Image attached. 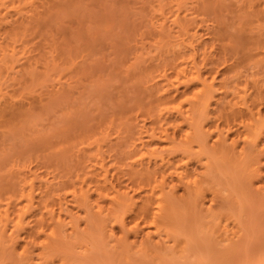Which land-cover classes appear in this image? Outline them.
Segmentation results:
<instances>
[{
    "label": "rangeland",
    "instance_id": "rangeland-1",
    "mask_svg": "<svg viewBox=\"0 0 264 264\" xmlns=\"http://www.w3.org/2000/svg\"><path fill=\"white\" fill-rule=\"evenodd\" d=\"M176 16L183 19L181 22L185 20L186 25L189 24L188 30L190 29L192 33L188 32L191 35L194 33L195 37L184 34L183 31L180 33L177 23L173 24V18L176 19ZM165 17L167 20L164 19ZM161 21H164L163 26L160 25ZM160 28L163 29V34L167 31L170 33L167 34L168 40L165 38L167 35L164 39L163 35H159ZM159 36L160 42H158ZM187 36L191 39L186 38ZM176 42H182V50L185 53L194 51L195 56L197 54L196 62L201 66L203 74L210 71L208 77L214 76L215 96L209 105V114L202 119L208 145L217 137V131L210 133L214 124L224 126L222 119L217 120L218 109H220L219 105H224L232 98V91L235 90V94L246 93L248 98L260 95L263 100L261 98L260 102H262L257 106L261 114L264 113V0H0V58L2 59H0V101L3 100L0 104L5 103L4 99H6L8 103L3 105L7 104L9 107L15 105L16 108L22 106L18 111L14 106L16 113H11L13 116L4 115L8 119L0 117L2 120L0 121V181L11 182L13 178L15 181L18 177L15 175L25 176L34 171V175L31 173L30 175H39L38 179H35L36 186L38 182H43V178L52 182L54 177H57L54 178L57 182L61 180L60 177L64 181L66 179V185L70 180L71 183L78 184L80 182L78 172L82 173L84 165L87 163L86 167L89 165L88 168L92 169L90 167L94 166L89 162L97 156L98 160L103 156V162L106 161L105 168L106 165L109 168L106 174L107 180L110 179L108 182L113 186L117 184L119 187L125 185L130 187L129 193L135 196L134 200L138 198L139 203L141 200L138 196L143 195L145 188L143 191L141 189L136 191V188H133V191L127 171L128 164L123 167L122 165L123 162L138 157L139 154L136 153L140 152L139 150L143 153L147 150L141 161L151 159L150 167L157 175L155 180L157 183L161 181L160 183L166 188L165 191L173 190L172 194L177 200L180 197L184 200L190 194L199 197H195L198 199L196 203L192 201L196 204H193V210L187 198L183 206L181 201L177 203H181L182 207L178 210L182 215L175 216L178 219L183 216L180 219L184 224H180L181 230L185 229L184 232L180 231L177 242L170 239L169 244L174 243L175 249H183L184 254H174L172 257L170 254L160 260L151 259L150 263L264 264V201L259 200L261 192L254 190L262 180L252 178L251 170L247 169L252 156L259 160L257 164L262 167L264 153L250 155L251 159H246L248 160L246 162H249L248 166L233 164L232 168L231 165L225 164L222 171H217L212 162L214 167L212 170H215L212 172L209 167L207 170L204 166L207 158L202 153H199L200 157L198 156L196 152L198 147L195 144L191 147V151L189 149L187 152L180 151L179 147H175L176 150L169 149L171 151L161 150L162 147L170 145L171 137L179 140L181 135L189 130L184 119L186 116L184 108L187 103H184L183 98L198 86L191 84L184 88L185 86L179 85V92L172 86L168 91L163 92V87L157 88L161 86L162 77L160 78L161 73L156 70H161L163 64L165 68V64L171 62L173 58L170 57L173 55L170 53L173 54V43ZM154 69L157 73L153 74L151 70L154 72ZM166 70L169 73L168 67ZM149 71L153 76H150ZM222 83L228 87L230 94L224 92L222 88L217 89ZM163 95L172 96L174 102L183 100L185 105L182 111L171 109L175 104L171 100L169 108L167 103L165 107L159 105V102L163 104ZM154 115L158 120L153 119H156ZM127 124H130L129 127ZM209 127L211 129L208 130ZM224 135L227 145L234 138L235 150H233L239 152L243 146V139L241 136L237 137L236 129L231 128L228 131L225 129ZM138 136H141V140L140 137L137 139ZM131 139L136 142L133 141L136 146L138 144L139 150L137 152L135 150L136 153L131 152L134 151L132 149L134 143L129 142L132 141ZM149 141L151 147H158L156 153L161 150L160 153L163 155V152L165 158L169 151L170 160L185 168L189 173V179L188 176L180 179L179 175L171 170V166H168L166 159L163 161L157 157L160 153L146 156L149 151L145 149L147 148L145 144L149 147ZM260 142L264 144V135ZM140 145L143 148H140ZM128 151L133 155H126ZM91 154L95 155L92 159L89 156ZM47 164L54 165V168ZM80 166L82 169H79ZM56 171L58 175L53 174ZM7 172L12 175H7ZM71 172L74 178L71 177ZM65 175H68V178ZM39 178L40 181L37 182ZM195 178L205 180L201 185L203 184L206 191L202 189L203 193L201 190L199 194H192L187 184L189 180ZM213 178L220 182L214 183L216 181ZM226 178L230 181H226ZM250 179L251 182L248 181ZM3 182H0V185H4ZM62 182L60 181L59 185ZM86 184L91 185L89 187L93 189L92 183ZM67 189H64L66 194H62L63 206H67L68 210L72 208L73 212L72 210L71 212L79 216L80 226H83L84 210L73 206L72 194L69 191L67 193ZM36 190L38 191L35 187L34 192ZM37 194L38 192L35 193L36 196ZM96 194V191L89 193L90 202L97 200ZM210 211L213 213L210 214ZM215 211L219 216L221 215L219 221V216L215 218L216 221L213 220L216 225L219 224L216 228L212 225L213 222L209 223L214 219L213 216L218 215ZM128 217L129 215L126 216ZM178 219L173 221V224L171 222V225L176 226L177 223L174 222ZM241 222L243 223L240 224ZM112 229L113 236L120 234L121 229L118 224H114ZM138 232H134L135 234L133 231L125 232L127 241L132 244V248L128 251L132 255V257L129 255L132 260L135 258L142 260L144 257L137 250L138 244L143 240V231ZM232 232H235V236ZM23 235L24 233L20 232L18 237L20 243H23ZM226 235L232 238L234 236L233 240L226 239ZM109 243L112 244L113 239ZM129 262L140 264L137 260L131 263L129 259Z\"/></svg>",
    "mask_w": 264,
    "mask_h": 264
},
{
    "label": "bare ground",
    "instance_id": "bare-ground-1",
    "mask_svg": "<svg viewBox=\"0 0 264 264\" xmlns=\"http://www.w3.org/2000/svg\"><path fill=\"white\" fill-rule=\"evenodd\" d=\"M176 17H177L176 19L173 18V20H174L173 24L176 25V23H177V27L181 31L180 33H182V31H183L184 34L186 33L187 35L189 34L190 36H194V33H193V35H191L190 33H192V32L189 31L190 29L188 30V27H190L189 24L186 25L187 23L185 20H184V22H181L183 19L181 20V19H179L178 16H176ZM164 19H166V17ZM166 20H164V21H166ZM173 20H172V22H173ZM164 21L163 22L161 21L162 23L160 22L161 24L160 23L159 24L163 26ZM160 25H159V27H161ZM158 31H159V29H158ZM159 32L161 33V34H159L160 36L163 35L162 36L163 39L167 34L168 35L170 34V33H168V31H167V33L165 32L166 34L165 33L163 34L162 33V32H164L163 29H161ZM168 35L165 38H167ZM195 35H197V34H195ZM160 36H159L158 42H160V38H161ZM190 36L189 37L187 36L186 38H189V40H190L191 39ZM194 37L192 38V40L194 39ZM196 37L198 38V35ZM167 40H168V38H167ZM184 40H183V43H184ZM2 47H4V46L2 45ZM191 47H193V46H191ZM170 48L172 49V47H170ZM169 49H168V52H169ZM173 50H174L173 54L170 53L171 55H173L170 57V59L173 58L171 60V62L168 63V65L166 63L165 68H164V64H163V68L161 70H156L157 72L159 71L161 73V74H159L160 78L162 77V80H161L162 83H160L161 86H159L157 88L162 89V87H163V90H162V92H163V91H168L171 86H172V88L175 89V91H178L179 85L185 86L184 88H187L191 84H198V86L197 87L193 86L196 89L191 91L192 93H189V95L187 93L186 94L187 96H185L183 98V100L185 101L184 103H187L186 104L187 106L184 108L185 109L184 111L186 112V114H185L186 116L184 117V119L186 120L185 122H187L189 130L187 129V131L184 132L183 134L181 132L182 135L179 138V140H175L174 137H171L170 141H169L170 145L168 147H162V148H161V146H159V147L161 148L162 151L164 149L169 150L171 148H173L172 150H176L174 148L179 147L180 151L187 152V151H189V149L191 151V147L195 144L198 147V150L196 151L198 153V156H199V153H202L205 155V158H207V162H205L204 166L206 167V169L209 167L208 168L209 170H212L214 167H216L217 171L218 170L222 171V169H224L225 164L231 165L232 168H233V164H235L236 166L239 165L241 167H243L244 165L248 166L249 164H247V163H249V162H246V161H248V160H246L247 158H250L252 156V154L258 155V154L264 153V144H261V142H260L261 137H263V135H264V113L261 114V112H260L261 110H259V107L257 106V104L259 105V103L262 102V101L260 102V99L262 97L260 98L259 97L260 95L259 96L257 95L255 97L251 98V96L249 95L250 97L248 98V95L246 93H242V94L236 93L235 94L234 93L235 90L234 91L231 90L232 91L231 92L232 98H230L224 105L223 104L219 105L220 109H218L219 112L217 114V120L222 119L224 122V126L220 127L219 124H217V123L214 124V126L212 127L213 129L210 131V133L213 131H215V133H216V131H217V137L214 138V141L212 143L210 142V144L208 145L207 141L205 139L206 134H205V131L203 130L202 119L205 118L207 116V114H209L208 108H209V105L211 103L213 96H215L214 95L215 94L214 93V91H215L214 76H211V78L208 77L211 74L210 71H208L207 74H203V72L201 70V66L198 65L199 64L198 62H196L197 61L196 60L197 54L195 56L194 51L189 53V54L185 53L182 50V42L173 43ZM188 52H189V50H188ZM204 56L206 57V55H204ZM168 58H169V56H168ZM166 67L169 68V70H170L169 73L166 72V71H168V70H166ZM151 71L153 74L156 72L155 69H154V72H153V70H151ZM149 72H147V73H149ZM152 73L150 72V76L152 75ZM158 85H159V83H158ZM226 87L227 86L223 85V83H222L220 85V88L218 87L217 89L222 88L223 91L225 90L224 92H226L227 94L228 93L230 94V91H228V87L227 88ZM170 90H172V89H170ZM184 91H182V92H184ZM168 95H170V93ZM165 96H167V93ZM165 96L162 97L163 98L162 99L163 104L159 101L158 102H159V105H163L164 107L166 106V103H167V107H168L169 101L170 100L173 101L172 100L173 98H171L172 96H168V97H165ZM250 98H251V100H249ZM160 99H161V97H160ZM174 99H176V98H174ZM4 100H5L4 101L5 103H8L7 102L8 100H6V99H4ZM158 100H159V98H158ZM261 100H263V98ZM2 101H0V102L2 103ZM182 101H179V102L173 101L175 103L173 105L171 102L170 103L172 105V107L170 106L171 109L173 108V110L181 112L182 107L185 105V104L183 105ZM221 102H223V101H221ZM5 103H3V104H5ZM263 103H264V101H263ZM3 104L2 105L0 104V117L3 116V118L6 119L7 117H5V116H7V114L10 115L11 113H13V114L16 113L14 111L15 105H13L12 107H9L7 104L6 105H3ZM9 104H11V103L9 102ZM19 107H20V105H19ZM19 107L16 108V106H15V110H17V111L20 110ZM13 114H11V115L13 116ZM154 117H156V116L154 115ZM153 119L156 121V120H158V117H156V119L155 118H153ZM0 121L2 122V120H0ZM160 121H162V120H160ZM163 121H164V118H163ZM158 123H159L158 125L160 126V122H158ZM127 125H125V126H127ZM129 125H128V127H129ZM165 125H166V123H165ZM177 125H176V127H177ZM239 126L241 128H239ZM125 128H127V127H125ZM231 128L236 129L237 137L241 136V138L243 139L242 140L243 146L241 147V150L239 152H238V150H237V152L234 151L235 150L234 138H232L231 143L228 145L225 142L226 140H224L225 135L223 136V134L225 132V129L228 131ZM159 129H161V128H159ZM209 129H211V128L209 127L208 130ZM154 130H155V126H154L153 131ZM153 131L151 128V132H153ZM126 132H127V130H126ZM151 132H150V134L152 135ZM154 133H153V136H154ZM153 136H151V137H153ZM160 136L161 135H159V137ZM139 137L141 140V136H138L137 139H139ZM151 137H150V140H151ZM127 140H129V139H127ZM133 141L134 140L129 141V142L132 143ZM136 141H138V140H136ZM135 143L133 144V147H132V149L134 151H131V152H135V150L137 152L139 150V147H137L138 144L136 146ZM175 143L177 145H175ZM121 144H123V143H121ZM140 144H141V142H140ZM143 144H145V143L143 142ZM146 144H147V141H146ZM146 144H145V147H147V148H145V149H148V151H149V154H146V156L155 155L158 147L157 146L151 147L152 145L150 146V144H151L150 141L148 143L149 147ZM140 148H143V147H141V145H140ZM149 148H150V150H149ZM109 150L111 151L110 148H109ZM128 150H130V148ZM161 150H158L159 152L157 151L158 153H156V154L158 155L161 152ZM139 151L140 152H138V153L135 152L136 154H139L138 157L136 156L132 159L129 158L130 159L129 162H123V165H122V167H123L124 165L128 164L127 171H128V175H129V178L131 180V183H132L131 184L132 189L136 188L135 189L136 191L140 190V189L143 191V188H145V192L143 193V195L141 194L142 195L141 197L138 196L141 200V201L139 200L140 201L139 203L137 202L138 198H136V200H134L135 196L133 197V194L131 195L129 193L128 188H130V187H128L127 185H125V187L124 186L119 187V186H117V184H116V186H113V185H111L110 182H108L110 179L108 177L109 180H107L106 176H108V175H106V174H107V171L109 170V168L107 165H106L107 168H105V165H104V163L106 161L103 162V160H104V158L102 159L103 156L101 158H99V160L101 159L99 161L97 158L98 156H97L95 158L98 161L94 162L93 160H96V159L95 158L92 159V157L95 156V155L92 156V154L89 156L91 157L90 159H92V161L94 163L92 161H90L89 163H91L90 165L94 166V167H90L92 169L88 168L89 165H87L88 167H86L87 163L85 164L86 161L83 159L85 162L84 163L82 162V163L85 164L83 167L85 170L83 169L81 171L83 174L79 173L78 172L79 170H77V172L79 174L78 178L80 179L79 180L80 182H78V184L77 183L74 184L73 182L71 183L70 182L71 180L69 178L68 180H70L69 181L70 183L68 182V184L66 185V183H67V182H65L66 179L64 181V179H62V177H60V179H61L60 181L62 182V180H63V182L65 184L63 185L62 184L63 182H62L59 185V182H60L59 179H58L59 182H57V180H54L55 177L53 175H51L52 177H54L52 179V182H50L51 180L47 181V178L42 179L40 176V178L43 180V182L40 181V178H39V180H37V182L38 181H40V182H38L39 184H37V186H36L35 179H38L39 175L37 176V174H36L35 176H37V177L35 178V176H33L34 171L30 172L33 175H30L29 172H28L29 174L26 173L27 175H25V176L15 175L18 177H16L15 181H13L14 178L12 177L13 182L12 181L9 182L10 180H5L4 185H6V186L0 185V264H130L129 259L132 261L131 263H134V260H137V261H139L140 264L141 263L145 264V263H147L146 261H148V263H150L149 261H152L151 259H159L160 260V259H163L165 256L170 255V254H171L170 255L171 257L174 254L183 255L184 254L183 249L176 250L174 243L169 244L170 239H172L173 242H177L178 235H180V231L184 232V229H185L183 227L184 229L181 230L182 229L181 224H184L181 222V219L183 218V216L179 217V219H178V217H176L177 216L176 214L180 215L182 213L180 210H178V208L182 207L184 205V202H186V200L188 201L189 205L191 204L190 206L192 209V206L194 204V202H192V201H195V203H196V200H198L195 198L198 196L194 195L193 193L199 194L201 192V190L204 189V187L202 186L203 184L201 185V183L204 182L205 180L203 181L202 178L201 179L195 178L193 180H189L187 187H189L192 190L191 192L193 195L190 194L192 197H190L189 200H188V198L190 195L188 196V198L186 197L187 199L184 197L186 199V200L184 199L185 201L182 199V197H180V198H178V200H179L178 201L177 198H175V195L172 194L173 190L172 191L170 190L171 192L170 191L168 192V190L165 191L164 189H166V188H164L165 186H163L160 183L161 181H159V183H157V180H155V177L157 175H156V171H153L154 169L152 170L150 167L151 164L149 162L151 159L148 161H144L145 163L143 161H141V159L144 158V156H145L144 153L147 150L146 151L143 150V151H145L144 153L141 150H139ZM169 151H171V150H169ZM169 151H167L168 152L167 153L168 156H166L167 158H165L163 156L164 151L162 152L163 155H161V153H160V156H157V157H159V159H161L163 161H164V159H166V162L169 164L168 166H171L170 168H172L171 170L175 171L176 173L175 172L174 173L178 174L180 179H183V176L185 179L189 175V173L181 165L176 164L177 162L175 163V162L170 160L171 156H169V153H170ZM128 152H129V154H128ZM128 152L125 154L128 156L133 155V153H132V155L130 154L131 153L130 151H128ZM70 154H72V153H70ZM202 154H200V155H202ZM89 156L87 155V157H89ZM84 157H85V155H84ZM120 158H122V157L120 156ZM210 158L213 161H211ZM209 160L211 163L209 162ZM251 160H249L250 165L248 166L247 169L251 170V171L249 170L251 172V173L250 172L249 173L251 174V176L253 175L252 178H254L255 180H260V181L262 180V183H260V185H258L257 187H254V190H257L259 193L261 192L260 196H259L261 198H259V200L262 199V201H264V169H262L264 164L262 165V167L259 166L258 165L259 160L257 158L255 159L253 156H252ZM181 161H183V160H181ZM96 162H97V164H96ZM212 162L215 164V165H213L214 167L212 166V164H213ZM61 163H62V161H61ZM203 163H204V161H203ZM83 164H81V166ZM92 164H94V165H92ZM55 165L58 166V164H55ZM45 166H46V164H45ZM45 166H44V168H45ZM47 166H49V165L47 164ZM81 166L79 169H82ZM49 167L54 168V165L53 166L51 165ZM71 168H73V167H71ZM234 168H235V166H234ZM239 169H241V168H239ZM53 170H56V169H52L51 171H53ZM214 171L215 170H212V172H214ZM242 171H244V170H242ZM231 172H232V170H231ZM65 173H66V171L64 172V174ZM8 174H9V176L12 175V174L10 175V173L7 172V175ZM53 174L58 175L57 171H56V173H53ZM215 174H216V172H215ZM69 175H70V173H69ZM80 175L82 177H80ZM109 175H111V173ZM9 176H8V178L10 179ZM74 176H75V174H74ZM3 177H2V180H3ZM71 177H73L72 172H71ZM189 177L190 176H188V179H189ZM217 177H219V175H217ZM0 178H1V175H0ZM55 179H57V177ZM87 179H88V182H87ZM188 179H187V181H188ZM44 180H46V181L44 182ZM162 180H163V178H162ZM213 180L216 181L214 183L220 182L219 180L217 181L214 178H213ZM244 180H246V179H244ZM85 181H86V183H89V184L92 183V185H93L92 190L90 188L91 185L86 184ZM226 181H230V180H228V178H226ZM248 181L251 182L252 179H250ZM0 182H3V181H0ZM114 182H112V183H114ZM7 183H9V184L11 183V184L9 185ZM83 183L85 185H83ZM212 184H213V181H212ZM132 185H134V186H132ZM218 185H219V183H218ZM35 187H36V189H38V191L36 190V192H34ZM187 187H186V189H187ZM89 188H90V190H89ZM64 189L65 190L67 189V193L69 191V193L72 194V197L74 200L73 206H75V207L78 206L77 208L80 207L79 209L82 208L84 210L83 211L81 209L83 211V213L85 214L84 215L85 221L82 220V221H84L83 226H80L81 221H79V219H78L79 216H76L75 213L74 214L72 213L73 212L72 208H70L68 210L67 206H63V195L62 194H64V193L66 194V191ZM63 190H64V192H63ZM94 190L97 192L96 195H98V198L95 202H90L91 196L89 195V193L91 191L95 192ZM133 191H134V189H133ZM204 191H206V190L204 189ZM204 191L202 190V193ZM221 191H223V190H221ZM37 192H38V194L36 196L35 193H37ZM191 192H189V193H191ZM70 194H68V196ZM256 194H258V193H256ZM72 197H70V198H72ZM191 198H193V200H191ZM253 199H254V197H253ZM180 201L182 203V206H180L181 203L177 204ZM190 201L192 203H190ZM222 201H223V199H222ZM65 202H66V200H65ZM176 205H179V207H176ZM194 205H196V204H194ZM229 207H230V205H229ZM189 209H190V207H188V210ZM71 210H72V212H71ZM192 210H191V214L193 213ZM175 211H177V212H175ZM178 211H180V213H178ZM185 211L186 210L184 209V212ZM196 211L197 210H195V212ZM207 213H208V211H207ZM212 213H213V211H210V214H212ZM215 213H216V211H215ZM78 214H79V212H78ZM216 214H218V213H216ZM127 215H129L128 218H126ZM183 215H185V214H183ZM218 216H219V214L217 216H213L214 219H212V221L209 223L211 224L213 222V220L216 221L215 218H217ZM210 217H209V221L211 219ZM220 217H221V215L218 217V221L220 220ZM222 217L224 218V216H222ZM175 218L178 219L177 222H174V223H177V225L172 226L171 222L173 224V221H176ZM245 220H246V218H245ZM182 221H184V220H182ZM215 223L216 222H213L212 225H215L214 227L216 228V226L219 225L218 224L219 222H217L218 225H216ZM242 223L243 222H241L240 224H242ZM114 224H118L120 226V229H121L120 234L117 235L116 237L113 236L114 234L112 232V230H113L112 226ZM221 227H223V226H221ZM208 228H210V227H208ZM127 231H133V233L134 232L136 233L137 231H139V232L143 231V233H142L143 236L141 235L143 237V240L140 242V244H138L139 246H138L137 250H138V252L141 253L140 254L141 256H144L143 257L144 261L142 258H141L142 260H140L139 258H137V259L135 258L133 260L131 258H129V255H131V254H129L128 251H130V248H132V244L127 241L128 237H127V234L125 233ZM20 232L24 233V235L22 237L23 243H20L19 239H18ZM225 233H227V232H225ZM234 233L232 232V235ZM128 234H129V232H128ZM220 236H221V234H220ZM234 236H235V234H234ZM234 236H233V238H234ZM225 238L228 240L231 238V240H233V238L231 236L229 237V235H226ZM111 239H113L112 244L109 243V241ZM137 250L134 252L136 253ZM257 255H256V257H257ZM146 256H147V259H145ZM247 256H249V255H247ZM131 257H132V255H131ZM122 261H124V263H121ZM150 264H152V262Z\"/></svg>",
    "mask_w": 264,
    "mask_h": 264
}]
</instances>
